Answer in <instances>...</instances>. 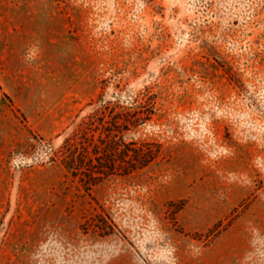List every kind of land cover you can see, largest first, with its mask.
<instances>
[{"label": "rangeland", "instance_id": "rangeland-1", "mask_svg": "<svg viewBox=\"0 0 264 264\" xmlns=\"http://www.w3.org/2000/svg\"><path fill=\"white\" fill-rule=\"evenodd\" d=\"M99 94L155 157L87 186ZM0 264H264V0H0Z\"/></svg>", "mask_w": 264, "mask_h": 264}, {"label": "trees", "instance_id": "trees-1", "mask_svg": "<svg viewBox=\"0 0 264 264\" xmlns=\"http://www.w3.org/2000/svg\"><path fill=\"white\" fill-rule=\"evenodd\" d=\"M94 104L98 105L80 118L55 152L61 166L87 186L108 176L129 175L148 166L155 157L149 145L125 138L126 133L150 119L152 110L138 116L132 106L102 100L101 94L89 105Z\"/></svg>", "mask_w": 264, "mask_h": 264}]
</instances>
